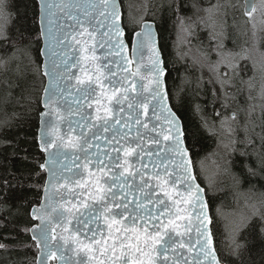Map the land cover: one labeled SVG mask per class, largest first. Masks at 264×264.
<instances>
[{
	"label": "snow or ice",
	"instance_id": "6c2138e0",
	"mask_svg": "<svg viewBox=\"0 0 264 264\" xmlns=\"http://www.w3.org/2000/svg\"><path fill=\"white\" fill-rule=\"evenodd\" d=\"M169 6L177 11L181 8L179 0ZM7 7L6 0H0V8ZM47 7L50 5L42 4V11ZM66 7L82 6L75 3ZM246 11L250 15L254 8ZM120 15L116 0H85L82 18L69 11L76 26H68L57 38V43L70 39L81 45V56L75 64L83 61L93 65L82 68V76L76 77L77 103L78 108H84L79 103L83 100L91 108L94 100V118L100 123L90 124V114L85 112L80 117V127H97L103 133H111L110 137H103L111 151H99V144L95 145L97 151H90L93 145L83 132L66 142L60 132L63 117L58 113L64 89L55 83V77L45 73L50 80L40 101L43 110L35 111L38 147L48 155L39 168L47 171L48 180L43 188V204L31 211L32 219L39 224L28 230L41 249L43 258L38 264H48V259L57 253L60 264H219L208 228L211 219L204 190L192 174L178 118L166 104L164 61L148 25L135 33L132 57L128 58ZM84 34L92 41L91 47L88 41L77 38ZM146 48L151 53L147 63ZM98 50H103L99 56ZM133 61L135 71L126 67ZM238 67L233 66L234 73ZM129 76L134 80L131 87L127 83ZM132 92L135 95H130ZM105 98L113 102L111 107L101 104ZM133 124L136 135L128 139ZM141 127L145 132L140 131ZM145 134H149L148 142L155 148L142 147ZM93 136L101 138L98 133ZM257 137L264 153V127L251 138L246 136L248 144L255 146ZM134 153L135 159L130 162ZM58 162V170L49 167ZM261 231L264 232V225Z\"/></svg>",
	"mask_w": 264,
	"mask_h": 264
},
{
	"label": "trees",
	"instance_id": "16d2710c",
	"mask_svg": "<svg viewBox=\"0 0 264 264\" xmlns=\"http://www.w3.org/2000/svg\"><path fill=\"white\" fill-rule=\"evenodd\" d=\"M220 1L179 0L177 11L169 6L173 0H148L144 18L156 22L170 100L206 188L219 256L228 264H264V153L258 137L255 146L246 139L264 127V21L251 30L253 21L235 5V17L248 31L234 29V44L227 45L206 15ZM6 3V10L0 8V264H36L38 248L28 230L46 178L36 139L35 109L43 110L45 84L39 4ZM121 3L131 42L140 23H131L128 0ZM181 24L188 30L184 44ZM225 52L232 65L223 62ZM241 208L249 214L231 231L228 212Z\"/></svg>",
	"mask_w": 264,
	"mask_h": 264
},
{
	"label": "water",
	"instance_id": "95a60500",
	"mask_svg": "<svg viewBox=\"0 0 264 264\" xmlns=\"http://www.w3.org/2000/svg\"><path fill=\"white\" fill-rule=\"evenodd\" d=\"M38 4H39V27H40V36H41V47H40V53L42 56V64H41V69H42V73L45 77V84H44V88L42 91V96L41 99L44 98L45 96V89L48 88L49 86V80H50V76L46 75L45 73H49L51 74L53 77L56 78L55 83L58 84L60 86V88L64 89L63 93H61L60 95V99H59V104H58V113L60 116L63 117V121L61 122L60 125V132L61 135H65L66 137V142L68 140L69 137H76V136H80L81 133L83 132V136L84 138H86L88 140V143L92 144L93 147L90 149V151H97L95 145L99 144V151H111L110 146H106L107 142L103 139L104 136H111V133H103L102 131H99L97 127H84L83 129H81L80 124L82 123L80 117L82 114H84L85 112L90 114V118H89V123L90 124H94V125H98L100 122L95 120V114H96V107L97 105L95 104L94 100L92 102V107L88 108L87 107V102L80 100L79 103H83L85 106L84 108H78V103H77V91H76V77H81L82 76V71L81 69L84 68H90L93 67V65H88L85 62L81 61L80 64H75V61L80 59L81 56V52H80V47L81 45L75 44L74 42H72L70 39L68 41H62L61 43H57V38L61 36V33L63 31H67L68 30V26H73L75 27V20L69 18L68 13L69 11H71L73 14L80 16L82 18V13H83V6L85 5V0H37ZM117 2V7L118 10L120 12V23L121 26L124 30V39L128 45V50H127V56L129 59H131L132 57V45H133V39L135 36V33L140 32L142 30H144L145 25H148L151 29V32L153 34V39L155 41V47L157 49V51L160 54V58L164 61V56H163V52L160 46V38H159V32L156 26V22L153 19L147 18L141 21L139 27L137 29H135L132 33V39L131 42H129L128 38H127V31L126 28L124 26L123 23V7H122V3L121 0H116ZM245 2V11L246 9H248L249 11H251V8L255 7L256 4V0H244ZM75 3H79L81 4V8L80 9H76V8H69L66 7L67 5L70 4H75ZM42 4H47L50 5V7L44 8V10L42 11ZM249 5L251 6V8H249ZM248 13V11H246ZM252 12V11H251ZM50 21H51V25H50ZM51 27V34H49V28ZM78 31H82V29H77ZM78 39L82 40V41H88V46L91 47L92 45V41L89 40V37L87 34H84L82 36H78ZM71 43L72 46L65 48L63 45L64 44H68ZM103 50H98L97 55L99 56L100 53ZM150 52L149 50L146 48L145 49V53H144V62L147 63L148 62V58L150 56ZM109 59H111V57H109ZM62 61H66V63H62ZM97 63H101V61H97ZM73 64H75V66H73ZM164 65H165V61H164ZM135 66H136V62L133 61V63L131 65H127L126 67L130 68L131 71H135ZM166 67V66H165ZM120 73H117V76H119ZM166 75H167V68H166V74H165V89L167 92V100H166V104L167 106L172 110V112L175 113L176 117L178 118L179 124L181 126V131L183 132V140H184V146L188 149V159H190L191 161V168H192V174L196 177V183H198L201 188H203V198L204 201L207 204V214L209 216V218L211 219V223L208 225V228L211 231L212 234V247L215 251L216 257L219 260V264H228L227 262L223 261L220 256L219 253L217 251L216 245H215V239H214V235L212 232V215H211V209H210V204L208 201V196L206 193V188L205 186L200 182L197 173H196V169H195V165H194V161H193V157L191 154V151L186 143V139H185V131H184V125H183V121L182 118L180 117V115L178 114V112L174 109L171 100H170V96H169V91H168V87H167V81H166ZM70 77V79H69ZM129 87H131L132 83H134V80L131 76H129V79L127 81ZM111 92H108V95H110ZM130 95H135V92L130 93ZM113 102H109L106 98L104 100L101 101L102 105H107L109 107L112 106ZM124 107L127 109V105L125 104ZM101 114H103V111L101 112ZM55 119V117H54ZM141 119H144V117H141ZM69 124H71V131L69 130ZM119 127V126H117ZM135 128L136 125L133 124L132 125V132L130 133L128 139H132L133 136L136 135L135 132ZM149 128H151V124H149ZM125 131H127V129H125ZM141 132H145V130L141 127L140 128ZM93 133H98L99 136L101 137L99 140H97L94 136ZM149 134H145L143 137V143H142V147L145 150L148 149H153L156 146L150 144L149 142ZM133 147H135V144H133ZM52 151H55V149H52ZM62 151L65 152H71L74 151L72 149H63ZM139 151V149H138ZM114 154V153H113ZM120 156L123 158V152L120 153ZM48 158L47 153H44V161L42 163L45 162V160ZM135 159V153L133 154V157H130L129 160L130 162H132ZM145 160L147 162V159L145 157ZM64 163H67V161H63ZM59 162L55 165L49 164V167H52L54 170H58L59 169ZM136 167H139V165L137 164ZM149 167H151V163H149ZM93 171H95V169H92ZM107 171V170H106ZM113 171H116V169H113ZM46 172V178H45V182L44 185L46 183V181L48 180V173ZM108 177H105L104 179H107ZM85 180L88 179V177L85 175L84 177ZM43 185V188H44ZM116 190V189H114ZM44 202V192H42V198L41 201L35 205L32 206L33 207H39L41 204H43ZM31 208V211H32ZM35 222L31 225L30 229L33 228L34 225L39 224L38 220H34ZM57 232H59V229H56ZM31 237H32V233L30 232ZM33 239V237H32ZM34 240V239H33ZM36 242V240H34ZM37 245V242H36ZM38 248V252H37V259H36V264H38V261H40L43 257L41 256V249L40 246L37 245ZM184 252L187 253V249H184ZM66 255H71L70 253H66ZM194 255V253H193ZM74 258V257H73ZM189 261L191 260V256L188 257ZM48 264H60V260H59V253H57V255L55 257H50L48 259ZM206 264V262H205Z\"/></svg>",
	"mask_w": 264,
	"mask_h": 264
},
{
	"label": "rangeland",
	"instance_id": "374dc122",
	"mask_svg": "<svg viewBox=\"0 0 264 264\" xmlns=\"http://www.w3.org/2000/svg\"><path fill=\"white\" fill-rule=\"evenodd\" d=\"M235 5H241L244 8L245 2L244 0H223V2H216L213 6L206 10V15L211 27L214 28L216 33L219 31L225 36V43L227 45L234 44L235 38L232 35V31L234 29H239L245 32L248 31L246 23L236 19L235 13L233 11ZM147 6H149L148 0H128V10L130 12V21L132 24L140 23L142 21V19L145 17ZM247 18L248 20L251 19L253 21L251 30L255 31L257 29L256 27L261 25V22L264 21V0H256L254 11H252L250 15L247 13ZM186 27L187 26L184 24H181L180 27L181 30L179 41L182 44L185 43L188 35V30ZM246 51L251 52V49L249 48ZM221 61L222 60L218 59V63H221ZM225 61L226 64L232 65V55L225 52L223 56V62ZM244 210L245 208H241L240 210H231L228 212L231 231L235 230L240 224V221L242 222V220L245 219L249 214Z\"/></svg>",
	"mask_w": 264,
	"mask_h": 264
}]
</instances>
